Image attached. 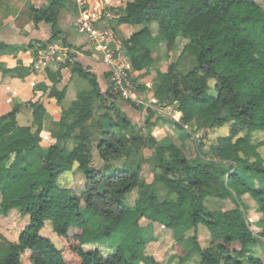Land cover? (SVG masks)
Masks as SVG:
<instances>
[{
    "label": "trees",
    "instance_id": "trees-1",
    "mask_svg": "<svg viewBox=\"0 0 264 264\" xmlns=\"http://www.w3.org/2000/svg\"><path fill=\"white\" fill-rule=\"evenodd\" d=\"M65 1L46 0V6L28 7V21L48 25L51 35L17 50L37 51L58 40L57 20ZM256 1L132 0L123 4L113 21L134 29L116 48L130 73L152 66L150 45L155 38L165 44L167 68L156 76L154 97L159 107L176 104L178 116L161 114L162 122L179 132L193 121L202 129L230 124V134L217 139L209 160L187 159L177 146H161L150 135L132 136L134 127L124 118L110 128L106 116L96 121L99 133L94 147V122H87L94 102L111 97L109 91L103 95L96 75L73 62L72 73L87 81L90 90L78 92L65 110V88L56 90L62 75L46 68L42 80L50 86L36 82L34 91L48 90L61 110L54 124L57 131L52 133L55 141L48 150L41 148L45 114L41 104L29 103V126L18 125V108L0 116V215L16 211L27 217L16 241L0 235V243L8 248L0 264H23L24 255L31 264H158L145 254L147 230L156 221L170 231L175 244L190 243L200 264H264L251 251L264 237V159L258 152L264 141L252 143L254 132L264 133V10ZM180 39L181 55L192 58L195 66L178 80V63L171 59V51ZM0 48L8 46L0 43ZM14 70L25 75L34 72L32 66ZM146 113L143 125L151 131L159 121L153 120L152 110ZM68 141L73 148L66 147ZM143 148L152 151L151 183L141 175ZM94 150L103 167L92 164ZM34 153L35 168L30 160ZM123 157L128 161L115 168L113 161ZM73 168L84 177L83 181L75 176L82 184L79 191L59 188L58 178ZM159 190L165 191L163 200ZM132 191L137 199L129 207L126 196ZM246 195L256 203L258 234L245 218ZM208 198L229 201L233 208L214 216L204 206ZM46 222L62 242L61 250L40 236ZM199 226L209 233L206 248L198 243ZM106 240L114 248L108 256L95 248L85 250Z\"/></svg>",
    "mask_w": 264,
    "mask_h": 264
},
{
    "label": "rangeland",
    "instance_id": "rangeland-1",
    "mask_svg": "<svg viewBox=\"0 0 264 264\" xmlns=\"http://www.w3.org/2000/svg\"><path fill=\"white\" fill-rule=\"evenodd\" d=\"M36 1L37 3L42 2V6L47 5L46 0H35L34 2L36 3ZM78 1L79 0H66L64 2V6L59 9L57 24L60 34L58 36V40L52 43L65 47L70 46L71 48L69 47V49H71L72 52L70 54L60 55L59 64L57 62L47 67L38 66L37 68H35L34 64L37 57V51H34V64L32 65V69L34 71L42 72L44 76L46 68H49V70L53 72H56L57 70L60 71L62 79L61 82L56 85V90L60 91L65 88V97L62 101V105L64 109L67 110L70 108L72 102L76 99V95L78 92L90 90V86L87 81L72 73L73 65L71 64L73 62H78L77 58H79L81 55H86L85 57H92V59L96 61L97 64H100L102 66V69L96 71V74L98 76V84L103 95L109 91V95L111 97L105 96L103 98V101L96 100L94 102L93 116L91 117L92 119L87 122V125H90L94 122V127L92 128L94 147L96 145L97 135L99 133V128L95 126V122L100 121V119L103 118L102 116H106V128H110L111 126H113L118 119L124 118L130 122L131 126L135 128H133V130H130L132 136H138L141 134L142 138L144 139L145 137H147V135H150L161 146L175 145L182 150L187 159H194L196 162L204 159H211L212 156L210 153V149L216 145L218 138L226 137L230 134V124H226L222 127H214L212 129H202L198 127V123L193 121L187 126H184L183 132H179L175 129L174 126H172V124L162 122L163 119H160L159 117L161 114L170 117V113H175V116H178L176 112V104L164 103L162 107H159L157 105L158 101L154 97V92L157 87L156 76L160 73L165 72L168 59L165 44L161 39H159L160 37L155 38V40L150 45L153 57L152 66L148 70L142 71L140 73H130L129 75V80L132 85L131 87L133 88L132 93H134L136 99H123L120 96L116 95L111 87V71L101 59L100 52L94 49L89 44L88 38L74 26L75 20L77 19L79 13L83 8L87 7V9L89 10V14H91L93 12V7L96 6L95 4L99 3L102 5L105 1L94 0L92 2L93 6H89L88 3H86L85 5L82 4L84 0L82 1V3ZM127 1L128 0H122V4ZM256 2L264 10V1L257 0ZM115 6L119 5L114 4L110 6L108 5V3H106L105 7L102 6L104 10L101 13L99 21L95 23L101 32L109 31L112 33L113 40H111L110 44L114 47L117 46L118 40H122V37H119V35L117 36L113 29L106 30V28H103L102 25L105 20L109 21V18H112V20H116L118 18L120 9ZM26 12L27 10L23 14H20V16L17 18L18 22H20L21 24L23 22V18L26 17ZM47 28L50 29L49 26H47ZM152 31H156L154 27H152ZM50 35L51 31L48 38L50 37ZM73 37L77 39L85 38L86 41L83 42L84 45H76L75 43H73L75 41H70ZM48 38L39 42H44L48 40ZM61 40H64V43H62ZM52 44L48 45L50 46ZM182 47L183 41L180 39L177 42L176 47L171 51V59L178 63L176 73L178 80H180L185 73H187L190 69H192L193 66H195L194 60L192 58L188 57L187 55H181ZM116 48L118 49V47ZM119 52L121 53L120 50ZM59 65L61 66L59 67ZM80 65L84 69H87L89 71L91 69L90 67H85L86 65ZM20 74L22 75L24 73L20 72ZM212 83L213 81L211 80L210 85ZM138 86L140 91L137 88ZM147 109H150L154 112L153 120L159 121V123H157V125L152 128L151 131H148L143 125L147 115ZM60 111V108H58V112ZM16 121L20 126H28L32 122V115H24L22 113L18 114L16 116ZM53 129L54 132L57 131V128L55 126L53 127ZM54 141L55 140L52 138V133L50 135H44V137L42 138L41 148L43 150H48V148L54 143ZM262 141H264V133L254 132L252 134L253 144H258ZM66 147L68 149L73 148L74 145L72 141H68L66 143ZM142 150L144 164H142L141 166V175L147 183H151L153 179L151 170L152 151L148 148H143ZM258 152L261 155L262 159H264V147H259ZM92 157L93 165L97 167L104 166V164L98 159L95 150L92 153ZM30 160L33 163V168H35L37 162L36 153H34ZM126 161H128V159L126 157H123L121 159L113 161L112 164L115 168H120L122 163ZM74 169L75 168H73L71 171L63 173L58 178L57 184L59 188L69 189L72 187V189H76L75 191H79V188L82 184L77 179L75 181V176H79L83 181L84 177L80 172L75 173ZM256 186L260 187L261 185L258 184ZM158 195L159 198L163 200L165 198V191L159 190ZM136 199V191H132L131 193H129L126 196L127 206L133 207ZM243 202L248 208L245 212V218L250 225L253 233L258 234L261 228L256 223L259 220V214L257 212L255 200L249 198L246 195L243 197ZM204 206L206 210L214 216H217L223 210H229L233 208V205L229 201H221L218 198L206 199L204 202ZM26 223L27 217L19 215L16 211H12L6 217L0 215V235H2L6 240L12 242L16 241L18 232L25 226ZM152 224V228H150V230H147V236L150 237L145 246V254L147 256L152 257L158 264H200L198 253L192 249L190 243L184 242L181 244H175L171 238L170 231L164 229V227L160 225L159 221H156ZM39 234L40 236L51 240L57 249L61 250L63 248L62 242L52 231V227L49 222L45 223L44 228L40 231ZM209 240L210 237L208 231L204 227L199 226L198 243L201 248H206ZM108 242L111 243V240H106L102 244L97 246H85V250L95 248L99 250L103 256H108L114 251V248H112ZM7 251V246L0 243V262L7 254ZM251 251L254 256L259 257L264 261V237H260L259 244L253 248L251 247ZM22 263L31 264L28 255L23 256ZM136 264L142 263L137 262Z\"/></svg>",
    "mask_w": 264,
    "mask_h": 264
},
{
    "label": "crops",
    "instance_id": "crops-1",
    "mask_svg": "<svg viewBox=\"0 0 264 264\" xmlns=\"http://www.w3.org/2000/svg\"><path fill=\"white\" fill-rule=\"evenodd\" d=\"M34 1L0 0V43L8 46L5 49L0 48V116L12 111L14 108H18V114L32 115V108L29 103L41 104L45 109L41 132L43 138L44 135L53 133L54 124L59 121L61 111L58 112L59 107L55 105V99L48 97V90L46 92L34 91V85L40 81H43L45 86L50 83L47 80H42L44 74L40 71H34L29 75H21L20 72L14 70L16 68H29L34 64V51L23 52L17 50V48L26 46L30 41L45 40L50 34V29L47 28L48 25L40 23L35 26L26 17L23 18L22 24L17 20L20 14H23L29 6L35 4H37L35 6H42V2L37 3L36 1L35 3ZM85 1L89 6H93L92 2L94 0ZM104 1L103 4L105 3V5L106 3L110 6L117 4L119 6L115 7L119 9L123 7L122 0ZM113 21L112 18H109V21L105 20L102 27L106 30L113 29L117 36L119 35L122 39H127L134 32L131 26H118ZM72 40L75 41L73 43L76 45H84L83 42L86 41L85 38L77 39L74 37L70 41ZM120 44L121 41L118 40L117 46L110 45L116 49ZM85 56L81 55L77 58V61L84 66L86 65L85 67H90V71L98 77L96 71L102 69V66L97 64L92 57Z\"/></svg>",
    "mask_w": 264,
    "mask_h": 264
},
{
    "label": "built area",
    "instance_id": "built-area-1",
    "mask_svg": "<svg viewBox=\"0 0 264 264\" xmlns=\"http://www.w3.org/2000/svg\"><path fill=\"white\" fill-rule=\"evenodd\" d=\"M82 1L79 0L78 2L82 3ZM82 4H86L85 0ZM102 6L105 7V4L97 3L91 14H89L87 7L83 8L75 20L74 26L88 38L89 44L100 52L101 59L111 71V87L116 95L123 99H136L132 93L133 88L129 80L130 67L127 60L119 50L110 46V42L113 40L112 33L109 31L101 32L95 24L99 21L104 10ZM71 52L69 47L57 44L40 48L37 50L35 68L38 66L47 67L57 62L59 64V56ZM174 114L170 113L169 116Z\"/></svg>",
    "mask_w": 264,
    "mask_h": 264
}]
</instances>
